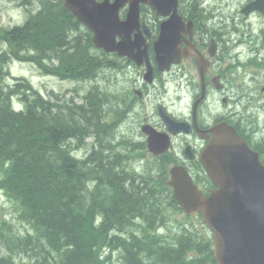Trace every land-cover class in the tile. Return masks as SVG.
<instances>
[{"label":"trees","instance_id":"1","mask_svg":"<svg viewBox=\"0 0 264 264\" xmlns=\"http://www.w3.org/2000/svg\"><path fill=\"white\" fill-rule=\"evenodd\" d=\"M10 1L38 7L23 25L0 27V41L13 54H0V189L28 226L12 233L0 220V249L6 250L0 264H15L16 254L33 257L34 264H111L112 253L119 264H216L201 216L187 224L171 217L181 211L164 183L171 159L162 162V179L161 157L140 173L127 156L136 158L142 147L133 144L123 157L127 144L117 151L107 137L98 138L91 76L98 50L90 30L63 0ZM30 49L65 63L77 80L90 78L83 103L47 99L24 77L5 83L9 61ZM49 67L45 72L67 76L61 66ZM13 96L21 100L19 110ZM86 138L88 154L78 157L73 152Z\"/></svg>","mask_w":264,"mask_h":264},{"label":"flooded vegetation","instance_id":"2","mask_svg":"<svg viewBox=\"0 0 264 264\" xmlns=\"http://www.w3.org/2000/svg\"><path fill=\"white\" fill-rule=\"evenodd\" d=\"M175 1L184 25L190 23L185 33H180L178 63L159 70L149 48L152 78L147 82L143 79L146 63L137 65L114 52L96 55L95 106L105 120L101 133L116 137L114 128H126L123 136L137 140L144 123L168 132L163 114L184 120L189 132L169 133L172 144L168 153L193 174H201L205 171L199 156L208 138L200 137L199 131L224 121L264 163V0ZM254 1L260 9L249 6ZM141 9L150 47L170 13L156 15L147 5ZM198 58L203 62V80ZM187 98L184 112L182 101Z\"/></svg>","mask_w":264,"mask_h":264},{"label":"water","instance_id":"3","mask_svg":"<svg viewBox=\"0 0 264 264\" xmlns=\"http://www.w3.org/2000/svg\"><path fill=\"white\" fill-rule=\"evenodd\" d=\"M126 1H129V10L126 18L120 20L117 10ZM140 1L150 4L158 13L168 0H64V5L92 30L96 46L116 50L119 54L145 56L143 32L137 30L133 40L129 36L137 28ZM175 22L171 18L162 24L154 41L159 67L179 57L178 52L171 48L170 36L167 35L168 27ZM172 29L177 30V26ZM117 35L120 40L116 42ZM135 60L138 63L141 61L139 58ZM218 131L216 139L213 135L201 158L218 188L204 196L181 165L170 169L167 184L172 187L177 202L186 213L200 212L212 228L214 256L218 264H264V169L257 156L235 138L231 129ZM157 134L151 132L147 139L148 148L154 153L161 152V138ZM222 138L245 152L223 153V149L230 146L224 145ZM166 145L167 141L162 140V149Z\"/></svg>","mask_w":264,"mask_h":264},{"label":"rangeland","instance_id":"4","mask_svg":"<svg viewBox=\"0 0 264 264\" xmlns=\"http://www.w3.org/2000/svg\"><path fill=\"white\" fill-rule=\"evenodd\" d=\"M27 18V12L24 7L20 4H16L10 0H0V26L9 27L16 24H21ZM10 46L3 41H0V52H7L10 53ZM9 71L10 77L11 76H23L28 79L41 93L44 95L53 96L57 95L58 97H72L75 98L76 102L80 101V96L84 94L87 89V82L82 80H60L55 76L43 74L39 68L32 65V63L28 62H20L17 60H10L9 61ZM12 78V77H11ZM8 79V82L11 83L12 79ZM50 90H53L56 93H49ZM15 103L18 102V98L13 100ZM183 103V111L187 112L188 107V100L186 99L182 101ZM121 130L125 131L126 128H114V134L118 136V138H122L123 134L120 132ZM101 133V132H100ZM100 135V134H99ZM102 136H100L101 138ZM129 143H133L131 140ZM85 150V147L80 149V152ZM150 161L145 163L146 165L155 166V162L153 161L150 156L148 157ZM129 163V162H128ZM144 161L139 165L138 171L142 172L145 169ZM18 213L15 211L13 204L6 199L3 195L2 191L0 190V219H5L8 221L12 227L13 231L16 232H25L26 227L25 225L18 219ZM171 217L178 221L184 220V213L180 212H171ZM114 258V257H112ZM16 264H31L33 261L32 259L28 258L26 255H17L15 257Z\"/></svg>","mask_w":264,"mask_h":264},{"label":"bare ground","instance_id":"5","mask_svg":"<svg viewBox=\"0 0 264 264\" xmlns=\"http://www.w3.org/2000/svg\"><path fill=\"white\" fill-rule=\"evenodd\" d=\"M189 1V0H188ZM194 2V1H193ZM192 3V2H191ZM187 4V3H186ZM20 5H22V7H24L25 8V10H26V12H27V18L29 19L30 18V16L31 15H33L34 13H35V11L37 10V7H38V3L35 1V2H33V4L31 5V6H29V7H25L23 4H21L20 3ZM189 5H191V4H189ZM189 5H187V6H189ZM215 12V11H214ZM218 15H220V14H218ZM27 18L21 23V24H16V25H12V26H9V27H4V30H7V29H10V28H12V27H16V26H21V25H23L26 21H27ZM5 41V40H4ZM6 43H7V41H5ZM62 43L64 44V41H62ZM8 44V43H7ZM9 45V44H8ZM10 48H12V47H10ZM29 52H32V54H34L35 55V58H34V60L32 61H28V60H26L27 58H26V55L29 53ZM29 52L28 51H26V50H24V51H22L21 52V55H22V57H24V58H12L11 60H17V61H20V62H28V63H32V65H34V66H36L37 68H39V70L41 71V72H44L46 69H48V68H50L49 67V64H51V65H56L57 67H62L61 69H63V70H65L64 72H65V74L69 77V79L70 80H77L78 78L77 77H75V76H72V75H70V73H69V67H68V65H66L65 63H63L62 65H61V63L60 62H58L56 59H53L52 58V60H50L49 58H47L46 56L45 57H42V58H38L37 57V55H36V53H35V50L34 49H30L29 50ZM0 54H4L5 56H7V57H12L13 56V54H12V52H11V49H10V53H7V52H0ZM97 55V54H96ZM96 55L94 56V65H95V73H93L91 76H93V80H94V84H95V92H96V89H97V84L95 83V76H96ZM53 63V64H52ZM98 70V69H97ZM55 75H59V74H55ZM20 77V76H19ZM11 77L10 76H5V83L7 84L8 83V79H10ZM17 78L18 77H13L12 78V82L9 84V85H11L12 83H13V81L16 79L17 80ZM77 78V79H76ZM18 79H20V78H18ZM79 80H82V81H86V80H90V78L88 77V78H86V79H79ZM32 84V83H31ZM31 88V87H30ZM90 88V87H89ZM164 88V87H163ZM162 88V89H163ZM32 89V88H31ZM91 89H92V87H91ZM88 95V93H87V91L84 93V94H82L81 96H80V101L79 102H76L75 101V98H72V97H68V98H65V97H58L56 94L55 95H53V96H48V95H44V96H47V99H52V100H54V101H57V102H62V100L63 101H65V102H71V103H73V104H75V105H78V104H81V103H83V101H84V97L85 96H87ZM93 96H94V94H93ZM15 98H17V96H13L12 98H11V101H12V106L14 107V106H16V104H17V106H18V109L17 110H19L20 108H21V106H22V103H20V99H19V96H18V102H14L13 100L15 99ZM55 98H57V99H55ZM163 101V100H162ZM95 118V126H96V132H97V134H98V138L100 139V140H102V138L103 137H101L100 138V136H99V134H100V132L103 130V127H101L102 125H103V123H104V121L105 120H103L102 118H100L99 116H98V114L96 113V116L94 117ZM125 118V117H124ZM127 118V117H126ZM89 119V118H88ZM128 119V118H127ZM126 119V120H127ZM90 120V119H89ZM122 120V119H121ZM126 120H124L125 122H127ZM129 123H133V121L131 120ZM128 124V123H127ZM127 126V125H126ZM131 126H134L133 124L131 125ZM128 127H130L129 125H128ZM135 127H136V125H135ZM134 127V128H135ZM139 127V126H138ZM137 128V127H136ZM135 128V129H136ZM130 128H128V130H129ZM133 130V129H132ZM126 131V130H125ZM125 131H123V130H121L120 132L122 133V134H124L125 133ZM131 132V131H130ZM134 132H135V130H134ZM133 132V133H134ZM115 136L118 138V136L115 134ZM128 140H131V139H128ZM84 143L83 144H81L80 146H78L75 150V152H73L74 154H77V155H79V153H80V149L82 148V147H85V150H87V151H89V149H90V145H91V139H85L84 141H83ZM125 144H127V146H129V148L132 146V144L131 143H129V141H124V144L123 145H125ZM122 148V147H121ZM120 148V149H121ZM112 257H114V258H111V264H119L116 260H115V253H112V255H111ZM117 263H116V262Z\"/></svg>","mask_w":264,"mask_h":264}]
</instances>
